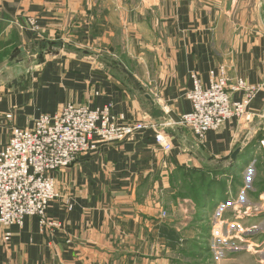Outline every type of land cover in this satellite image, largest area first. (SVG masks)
<instances>
[{
    "label": "crops",
    "instance_id": "0c3cea01",
    "mask_svg": "<svg viewBox=\"0 0 264 264\" xmlns=\"http://www.w3.org/2000/svg\"><path fill=\"white\" fill-rule=\"evenodd\" d=\"M17 52L22 70L32 69L26 89L22 75L12 85ZM124 68L163 119L148 115L145 93ZM212 73L231 85H263L264 0H0V151L14 128H33L67 103L110 106L121 126L157 125L55 172L59 198L47 215L59 227L43 230L28 217L6 230L7 243L0 230V264H190L189 256L200 258L212 215L228 223L246 217L244 225L264 232V220L249 219L264 217V189L255 194L252 186L244 195L238 181L253 183L264 173L255 165L264 159V87L248 107L249 120L234 118L203 142L180 124L192 111V76L208 87ZM244 95L230 92L236 102Z\"/></svg>",
    "mask_w": 264,
    "mask_h": 264
},
{
    "label": "built area",
    "instance_id": "2783aa9c",
    "mask_svg": "<svg viewBox=\"0 0 264 264\" xmlns=\"http://www.w3.org/2000/svg\"><path fill=\"white\" fill-rule=\"evenodd\" d=\"M38 31L36 21L28 24ZM194 88L187 94L192 111L181 117L180 124L188 128L199 142H203L209 131H217L234 118L250 119L248 107L262 86L246 85L238 80L231 85L224 75L212 73L210 85L205 87L197 75H193ZM244 91L242 101H232L230 92ZM110 106L92 109L67 103L60 113L42 115L33 128H14L11 139L0 151V230L3 240L9 242L11 233L6 230L23 225L28 217H37L43 230L58 228L50 221L49 204L59 198L57 181L53 174L68 168L78 159L100 145H114L129 140L137 132L156 129L154 123H129L119 125L120 120L112 114ZM10 118V117H8ZM159 145H165L163 134L157 135ZM166 146V145H165ZM264 149V138L260 142ZM69 210L72 206H68ZM261 212V207L256 208ZM242 212L238 206V214ZM166 216V213H164ZM230 229L224 233L225 225ZM238 223H226L223 219L211 227V237L227 244L238 239L234 231Z\"/></svg>",
    "mask_w": 264,
    "mask_h": 264
},
{
    "label": "rangeland",
    "instance_id": "374dc122",
    "mask_svg": "<svg viewBox=\"0 0 264 264\" xmlns=\"http://www.w3.org/2000/svg\"><path fill=\"white\" fill-rule=\"evenodd\" d=\"M264 150V149H263ZM260 160L255 161V165L262 166L264 165V159L259 158ZM263 167V166H262ZM261 171V172H260ZM258 171L260 173L253 181V185H251L250 182H247V180H243L240 178L238 181L241 183H245L244 188L246 189L244 192V195H246L247 191H250L249 189L254 188L255 194L258 193L259 191L264 189V173H263V168ZM255 175V173H254ZM197 180L192 181V182H198L200 176H195ZM231 179V178H230ZM229 179V180H230ZM238 178L235 180H232L233 183H236ZM253 179V178H252ZM245 181V182H244ZM239 183V182H237ZM194 194V192H190ZM258 200V197H257ZM199 218V217H196ZM220 217H215V215L207 217L206 222H208V226L210 227L213 226V224L216 223V221ZM246 217H235V220H239L238 222V227L234 230L239 231L240 235H238V239L232 240L227 244H223L222 242L215 240L214 238L211 237V232L210 234L208 233V236L204 237L206 239V243L202 246L203 251L201 252L202 254L200 255V258L193 257V255L189 256L185 261H189L188 263H196L198 264H264V232L263 230L259 229L257 226L256 230L254 228L250 229L249 227L253 226H248L243 224V219ZM255 219L256 221L258 220H264V217H249ZM225 219V218H224ZM226 223H228L226 220H224ZM261 221V222H262ZM237 222V221H236ZM260 222V223H261ZM230 224L225 225L224 233L226 234L227 229H230ZM263 227V226H260ZM206 235V234H205ZM227 235V234H226ZM257 236H262L258 237L261 238L259 240L258 246H252V241L253 237ZM249 241V243H248ZM197 242V241H196ZM192 248L194 247V243L192 244ZM193 251V250H192ZM256 251V252H255ZM196 256V255H195ZM197 264V263H196Z\"/></svg>",
    "mask_w": 264,
    "mask_h": 264
},
{
    "label": "water",
    "instance_id": "95a60500",
    "mask_svg": "<svg viewBox=\"0 0 264 264\" xmlns=\"http://www.w3.org/2000/svg\"><path fill=\"white\" fill-rule=\"evenodd\" d=\"M19 52H17L16 54H14L11 58V63L9 64V67H14V72H15V81L12 83V85L14 86H18V81L19 77L22 75L25 77V87L23 88H27L29 85V79L32 75V69H27V70H22L21 65L25 62V60H19L17 59L19 56ZM44 60V59H42ZM123 72L128 76V78L134 83V85L143 93H145L144 89L142 88L141 84L134 78V76L132 75V73H130L127 69H123ZM145 98L147 99L148 103H149V110H148V115L154 119V120H160L164 118V113L161 109L156 107V103L153 100V98L145 93ZM242 148L239 147L236 149V151L233 153V155L231 156L230 162L226 165L227 168H232L234 167V165L236 164L238 158L240 157Z\"/></svg>",
    "mask_w": 264,
    "mask_h": 264
},
{
    "label": "trees",
    "instance_id": "16d2710c",
    "mask_svg": "<svg viewBox=\"0 0 264 264\" xmlns=\"http://www.w3.org/2000/svg\"><path fill=\"white\" fill-rule=\"evenodd\" d=\"M205 234H206V235H205ZM203 236L206 237V236H207V233L204 232V233H203ZM204 237L201 238V239H203V242H202V243L199 242V244H198L199 247L201 248V250H200L201 252L203 251V247H202V246L205 244V240H206ZM206 238H207V237H206ZM204 246H206V245H204ZM201 254H202V253H201ZM201 254H200V255H201ZM200 255H199V256H200Z\"/></svg>",
    "mask_w": 264,
    "mask_h": 264
}]
</instances>
